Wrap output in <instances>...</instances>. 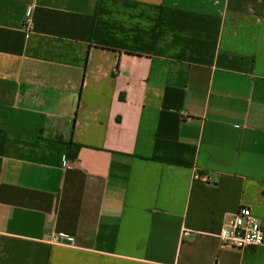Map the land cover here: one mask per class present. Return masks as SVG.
<instances>
[{
	"label": "crops",
	"instance_id": "obj_1",
	"mask_svg": "<svg viewBox=\"0 0 264 264\" xmlns=\"http://www.w3.org/2000/svg\"><path fill=\"white\" fill-rule=\"evenodd\" d=\"M243 206L264 0H0V264H264L221 246Z\"/></svg>",
	"mask_w": 264,
	"mask_h": 264
},
{
	"label": "built area",
	"instance_id": "obj_2",
	"mask_svg": "<svg viewBox=\"0 0 264 264\" xmlns=\"http://www.w3.org/2000/svg\"><path fill=\"white\" fill-rule=\"evenodd\" d=\"M203 180L207 181L206 178ZM59 238L64 236L60 235ZM219 240L223 248L232 250L245 251L260 247L264 245V226L253 215L250 207L243 206L225 220Z\"/></svg>",
	"mask_w": 264,
	"mask_h": 264
},
{
	"label": "trees",
	"instance_id": "obj_3",
	"mask_svg": "<svg viewBox=\"0 0 264 264\" xmlns=\"http://www.w3.org/2000/svg\"><path fill=\"white\" fill-rule=\"evenodd\" d=\"M76 148V150L78 151V149L80 148V146L78 145H74L73 143H69L68 144V156L71 157L72 159H75L77 157V151L72 152V148Z\"/></svg>",
	"mask_w": 264,
	"mask_h": 264
}]
</instances>
